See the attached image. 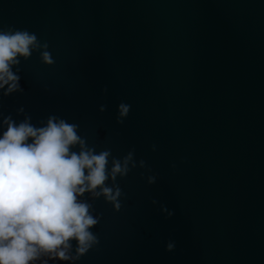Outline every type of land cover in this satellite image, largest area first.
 I'll return each mask as SVG.
<instances>
[{
  "label": "water",
  "instance_id": "95a60500",
  "mask_svg": "<svg viewBox=\"0 0 264 264\" xmlns=\"http://www.w3.org/2000/svg\"><path fill=\"white\" fill-rule=\"evenodd\" d=\"M8 28L39 47L0 89V135L6 117L75 124L121 190L119 209L78 197L97 219L86 254L29 264H264V0H0Z\"/></svg>",
  "mask_w": 264,
  "mask_h": 264
},
{
  "label": "clouds",
  "instance_id": "9594fccd",
  "mask_svg": "<svg viewBox=\"0 0 264 264\" xmlns=\"http://www.w3.org/2000/svg\"><path fill=\"white\" fill-rule=\"evenodd\" d=\"M36 47L39 44L35 34L0 29V89H5V96L20 90V77L12 66L20 63L18 57L28 58ZM42 59L54 63L47 51L42 53ZM127 113L128 106L121 104L120 115ZM3 123L7 128L0 135V264H29L41 254L60 260L86 254L96 242L89 229L97 219L89 213L90 205L78 197L86 191L95 196L102 192L109 201H117L120 188L113 192L104 186L109 178L110 152L94 154L91 149L85 150L77 125L63 119L49 117L43 127H35L27 120L16 124L10 117ZM76 144L81 145L78 153L71 150ZM130 158L131 153L123 166L113 161V180L116 174L127 173ZM115 207L119 209L118 202ZM73 239L77 241L76 257L68 255ZM172 247L168 245L169 250Z\"/></svg>",
  "mask_w": 264,
  "mask_h": 264
}]
</instances>
